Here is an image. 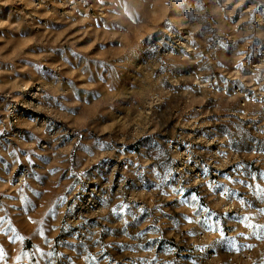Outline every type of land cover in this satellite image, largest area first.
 Instances as JSON below:
<instances>
[{"label":"rangeland","instance_id":"1","mask_svg":"<svg viewBox=\"0 0 264 264\" xmlns=\"http://www.w3.org/2000/svg\"><path fill=\"white\" fill-rule=\"evenodd\" d=\"M0 250L264 264V0H0Z\"/></svg>","mask_w":264,"mask_h":264},{"label":"snow or ice","instance_id":"2","mask_svg":"<svg viewBox=\"0 0 264 264\" xmlns=\"http://www.w3.org/2000/svg\"><path fill=\"white\" fill-rule=\"evenodd\" d=\"M193 199H196V197H193ZM205 211H207V210L205 209ZM245 219H247V218L245 217ZM21 239H22V237H21ZM49 255H51V253H49ZM2 258H3V251L0 250V259H2Z\"/></svg>","mask_w":264,"mask_h":264}]
</instances>
